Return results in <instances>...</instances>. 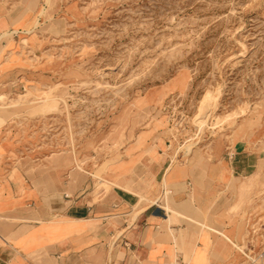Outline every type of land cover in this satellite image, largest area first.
Wrapping results in <instances>:
<instances>
[{"label": "rangeland", "instance_id": "rangeland-1", "mask_svg": "<svg viewBox=\"0 0 264 264\" xmlns=\"http://www.w3.org/2000/svg\"><path fill=\"white\" fill-rule=\"evenodd\" d=\"M2 82L17 162L61 163L96 191L150 152H243L224 208L238 251L264 264V0H0Z\"/></svg>", "mask_w": 264, "mask_h": 264}, {"label": "crops", "instance_id": "crops-1", "mask_svg": "<svg viewBox=\"0 0 264 264\" xmlns=\"http://www.w3.org/2000/svg\"><path fill=\"white\" fill-rule=\"evenodd\" d=\"M17 153L0 137V264H250L224 208L243 152L188 165L150 152L107 191Z\"/></svg>", "mask_w": 264, "mask_h": 264}, {"label": "built area", "instance_id": "built-area-1", "mask_svg": "<svg viewBox=\"0 0 264 264\" xmlns=\"http://www.w3.org/2000/svg\"><path fill=\"white\" fill-rule=\"evenodd\" d=\"M169 264H180V263H178V262H172V263H169Z\"/></svg>", "mask_w": 264, "mask_h": 264}, {"label": "bare ground", "instance_id": "bare-ground-1", "mask_svg": "<svg viewBox=\"0 0 264 264\" xmlns=\"http://www.w3.org/2000/svg\"><path fill=\"white\" fill-rule=\"evenodd\" d=\"M165 193H166V192H165ZM166 210H169V208L167 207ZM236 247H238V246L236 245ZM261 258H263V256H262Z\"/></svg>", "mask_w": 264, "mask_h": 264}]
</instances>
